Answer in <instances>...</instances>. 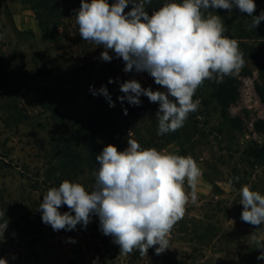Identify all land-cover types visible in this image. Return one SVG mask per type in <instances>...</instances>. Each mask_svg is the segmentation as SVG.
Instances as JSON below:
<instances>
[{
  "label": "rangeland",
  "instance_id": "rangeland-1",
  "mask_svg": "<svg viewBox=\"0 0 264 264\" xmlns=\"http://www.w3.org/2000/svg\"><path fill=\"white\" fill-rule=\"evenodd\" d=\"M169 2L172 0L162 6ZM254 2L253 15L259 16L264 0ZM131 7L129 4L125 12ZM152 11L150 6L149 15ZM209 11L223 18L243 56L248 54L241 44L254 46L264 57V21L254 29L250 27L251 16L238 8ZM74 29L77 27L63 38L59 50L42 37L30 8L20 0H0V49L7 73L6 85L0 89V213H5L0 224L7 222L0 237V258H6L8 264H93L97 257L98 264H264L257 259L264 251L258 248L264 243V225L256 229L240 218L242 185L264 195V135L255 130L256 123L264 120V104L255 89L261 82L259 71L249 60L234 76L239 96L228 113L239 120L237 126L221 117L212 97L213 80H205L196 90L193 99L200 100L199 108L176 132L157 135V120L156 125L152 120L134 125L140 128L141 147L190 155L203 171L195 189V203L191 202L192 189L185 183L189 202L185 215L169 234V249L164 253L156 255L153 247L143 257L138 251L121 254L112 237L100 231L95 215L86 229L77 225L72 231H54L42 222L39 203L58 177L47 156L51 144L63 140L83 144L76 123L90 109L87 90L98 76L113 87L109 90L112 93L124 77L138 79L153 90H164L147 72L125 73L124 61L111 50V62L103 61V47L81 37L77 41ZM110 78L113 83H109ZM107 84L102 85L108 88ZM46 100L51 108H44ZM158 108L157 103L156 112ZM129 133L138 142L131 130ZM250 149L255 156L249 154ZM50 170L54 178H48ZM92 173L86 171L67 180L91 191L95 183ZM237 176L239 182L234 181ZM229 180L234 181L232 186ZM59 210L69 211L67 205Z\"/></svg>",
  "mask_w": 264,
  "mask_h": 264
},
{
  "label": "clouds",
  "instance_id": "clouds-1",
  "mask_svg": "<svg viewBox=\"0 0 264 264\" xmlns=\"http://www.w3.org/2000/svg\"><path fill=\"white\" fill-rule=\"evenodd\" d=\"M129 4L131 10L125 12ZM148 4L151 0H114L111 4L109 0H81L74 10L75 23L83 41L103 47V61L111 62V50L124 61L125 73L147 72L164 89L144 88L131 79L120 84L125 95L117 98L134 106L142 103L141 96L158 103L157 135H164L181 129L190 113L198 110L200 100L193 97L205 80L222 83L225 77L239 75L245 65L238 40L225 35L223 18L209 9L231 12L238 8L251 16L254 29L264 21V11L253 15L254 0H172L149 15ZM109 83H113L111 78ZM90 91L115 106L106 86L98 90L90 86ZM127 143L123 151L108 144L96 156L98 168L92 173L95 183L91 191L81 183L64 180L47 190L38 210L42 222L54 231H72L77 225L86 229L92 216H98L100 231L112 237L121 254L139 251L145 256L155 247L160 255L169 249V234L185 215L189 202L185 183L192 189L191 202L195 203L203 171L190 155L143 148L134 139ZM234 181L229 180V186ZM239 196L241 220L256 229L264 225V195L244 184ZM64 205L69 211L61 213ZM6 229L7 222L0 224V237ZM250 237L256 241L254 233ZM258 248L264 249V243ZM257 259L264 260V251ZM0 264H8V260L0 258Z\"/></svg>",
  "mask_w": 264,
  "mask_h": 264
},
{
  "label": "trees",
  "instance_id": "trees-1",
  "mask_svg": "<svg viewBox=\"0 0 264 264\" xmlns=\"http://www.w3.org/2000/svg\"><path fill=\"white\" fill-rule=\"evenodd\" d=\"M22 4L30 8L36 17L38 27L42 37L54 44L59 50L63 48V38H68L69 31L76 26V38L80 41L78 26L75 23L76 12L79 9L81 0H20ZM110 1V0H109ZM166 0H151V4L145 6L148 11L150 6L153 10H158L162 7V3ZM91 2V0H89ZM132 6V5H131ZM229 26V25H228ZM227 28V27H226ZM225 35L234 38L229 29ZM245 49L248 57L243 56L245 65L247 61H251L259 71L261 82L255 84V89L264 104V57L259 54L254 46L241 44ZM81 67L78 63V68ZM131 80L124 77L118 82V86L114 89V93L110 92L112 86L107 84V81L98 76L92 88L99 89L104 82L109 86L108 92L112 100L115 102L114 107H110L108 101L103 95H93L90 90H87V98L90 104V109L84 117L78 119L76 123L77 133L84 141L81 146L72 145L68 141H58L51 144L48 158L53 166L52 170L57 173L58 177L53 184L58 186L62 181L67 180L72 175L79 176L86 171L95 172L98 168L96 156L102 152V149L108 145H115L118 150L123 151L128 146V139H133L129 131L133 132L136 137L140 136V128L135 127V124L146 123L152 120L156 125V110L157 103H152L146 96H141L142 103L139 106L130 105L127 100L123 103L117 98L125 95L120 91V84L124 81ZM138 81V79H135ZM7 82L6 66L4 65L3 52L0 49V89L4 88ZM142 87L146 85L138 81ZM104 86V85H103ZM239 96L237 80L235 77H225L222 83H216L213 80L212 97L219 107L221 117L232 126H237L238 119H232L228 113L229 108L237 100ZM49 103L44 105V108H51ZM124 109H127V115L124 114ZM255 130L258 134L264 135V120H259L255 125ZM162 136H167L166 134ZM137 141V140H136ZM170 139L167 141L169 142ZM249 154L255 156L253 149L249 150ZM88 169V170H87ZM51 170L48 172V178L52 177ZM95 182V181H94ZM153 251V249H149ZM138 255H140L138 251ZM143 257V256H141Z\"/></svg>",
  "mask_w": 264,
  "mask_h": 264
}]
</instances>
